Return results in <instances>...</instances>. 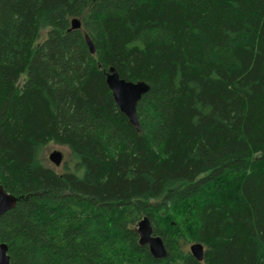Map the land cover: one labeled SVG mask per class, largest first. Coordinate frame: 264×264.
<instances>
[{
  "label": "trees",
  "instance_id": "trees-1",
  "mask_svg": "<svg viewBox=\"0 0 264 264\" xmlns=\"http://www.w3.org/2000/svg\"><path fill=\"white\" fill-rule=\"evenodd\" d=\"M111 66L150 85L141 131ZM0 182L11 264H264V0H0Z\"/></svg>",
  "mask_w": 264,
  "mask_h": 264
},
{
  "label": "water",
  "instance_id": "water-1",
  "mask_svg": "<svg viewBox=\"0 0 264 264\" xmlns=\"http://www.w3.org/2000/svg\"><path fill=\"white\" fill-rule=\"evenodd\" d=\"M71 29H78L82 25L80 18L75 17L71 22ZM86 41L92 53L96 52L95 44L90 37L86 35ZM108 86L113 92L114 99L119 105L121 111L127 115L130 122L135 125L138 131H141L137 107L143 95L150 90V85L143 81H131L121 77L115 66L109 67L106 75ZM50 160L60 166L63 163V153L55 150L49 155ZM17 200L4 188L0 182V217L8 210L14 208ZM137 231L139 233V242L141 245H148L151 254L155 258H165L168 256V249L160 235L154 234V229L148 216H144L138 223ZM191 253L198 261L205 258L206 248L201 242H193L190 248ZM0 264H11L8 254V246L0 241Z\"/></svg>",
  "mask_w": 264,
  "mask_h": 264
},
{
  "label": "rangeland",
  "instance_id": "rangeland-1",
  "mask_svg": "<svg viewBox=\"0 0 264 264\" xmlns=\"http://www.w3.org/2000/svg\"><path fill=\"white\" fill-rule=\"evenodd\" d=\"M47 29H42L41 30V36L38 38V40L36 41V44H39L41 43L47 36ZM55 150H60L62 151L63 153V163L60 165V166H56L49 158V155L55 151ZM43 155L47 161V163H49L51 166L55 167V169L57 171H62L63 168H64V163L65 161L69 160L70 159V151L69 149L66 147V146H63V145H60V144H56V143H49L45 149H44V152H43ZM138 227V225H137ZM190 248H191V243L187 244L185 246V249L186 250H189L190 251Z\"/></svg>",
  "mask_w": 264,
  "mask_h": 264
}]
</instances>
